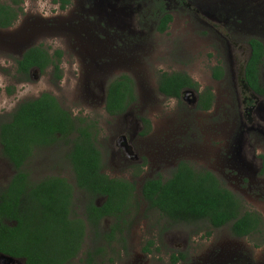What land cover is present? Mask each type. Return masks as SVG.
Returning <instances> with one entry per match:
<instances>
[{"label":"rangeland","instance_id":"1","mask_svg":"<svg viewBox=\"0 0 264 264\" xmlns=\"http://www.w3.org/2000/svg\"><path fill=\"white\" fill-rule=\"evenodd\" d=\"M98 1L100 9L111 7L106 0ZM24 6L27 12L18 22L20 26L27 17L48 20L58 17L60 23L72 17V14L57 10L53 0H25ZM129 6L127 2L123 5L122 26L113 25L121 28L119 32L123 31L122 35L119 34L124 35L123 42L119 43L112 38L114 31L107 30L104 20L107 9L92 11L89 20L84 21L79 30L66 29L62 25L54 30L40 27L25 31L30 40V43H24L25 46L44 45L51 53L63 52L61 80L54 77L52 69L44 74L33 72L27 79L18 74L17 57L12 54L18 48L11 49L12 43H6L15 27L9 31L0 30V123L7 121L22 102L50 93L75 118L86 119L87 124H92L99 132L97 147L103 158V172L112 178L132 181L133 174L139 170L135 167L142 162H126L123 153L117 151L121 148L116 142L125 136L122 128L126 126L134 128L135 133L137 117L142 116L152 123V134L140 140L144 146L137 149L147 166L135 180L138 187L136 209L111 241L107 236L115 225L113 218L100 222L99 237L88 229L83 249L71 264H173L171 256L180 254L186 259L177 264H219L221 256L264 264L263 237L235 238L229 226L216 230L207 222L173 223L158 210H148L139 186L147 178L167 180L175 164L184 159L197 170L214 171L227 187L245 199L248 210L257 211L264 218V174H261L260 165L264 140L262 133L256 131L258 128L255 130L260 125L264 131V111H259L255 124H244V129H254L251 142L258 141L254 154L252 151L248 157L256 156L258 160L255 181L263 183V192L248 188V176L231 170L224 162L231 139L241 124L240 116L245 115L244 97L247 95H243L239 72L250 55L249 41L252 38L264 41V0H191L188 6L179 5L174 9V21L164 35L156 31V18L147 16L144 20L137 17ZM74 7L78 8V5L74 4ZM217 14L220 22L214 19L215 16L218 18ZM84 29L88 35L78 37L79 43H71ZM135 31L138 34L134 38ZM90 65L93 71L88 74ZM218 66L225 71L220 81L212 77L213 69ZM163 72L185 73L198 83L200 90L210 88L215 95L212 109L199 111L183 97L180 100L162 97L158 92V79ZM123 73L135 80L139 98L129 110L128 117L115 120L102 106L94 105V98L87 94L86 85L88 80L95 79L91 78L93 75L110 82ZM260 73L264 83V64ZM262 103L263 100H258V105ZM261 106L264 110V104ZM134 142L138 145L136 136ZM191 143H196L195 148L190 147ZM154 148L168 155L158 158L153 154ZM70 150L71 144L65 142L37 148L25 171L33 183L50 176L65 178L74 187L73 217L84 218L89 197L75 185L67 159ZM149 159L154 164L149 163ZM14 174L15 170L3 157L0 145V192L8 187ZM94 252V256L89 255Z\"/></svg>","mask_w":264,"mask_h":264},{"label":"trees","instance_id":"2","mask_svg":"<svg viewBox=\"0 0 264 264\" xmlns=\"http://www.w3.org/2000/svg\"><path fill=\"white\" fill-rule=\"evenodd\" d=\"M19 17L14 7L0 4V29L11 27ZM171 20L172 17L166 16L160 30L165 31ZM249 45L252 52L246 64V81L254 91L264 95L259 83L264 44L253 38ZM61 58L62 52L57 51L51 58L42 46L34 47L18 62V72L28 78L33 68L43 73L53 66L55 76L61 80L58 65ZM221 77L222 69H218L215 78ZM195 86L182 74L164 75L159 82L160 92L176 99L181 98L183 89ZM136 101L135 84L130 77L123 76L109 85L106 110L110 115L126 113ZM212 101V92L206 90L200 101L203 109L209 110ZM8 118L0 123V145L15 174L0 192V255L25 260V264H71L83 249L88 229L101 236L99 225L104 218L115 221L107 236L113 240L127 224L128 214L136 209L138 188L134 181L112 179L103 173V158L97 147L99 132L95 127L84 118H75L50 93L22 102ZM59 142L71 144L67 159L75 185L89 197L84 218L73 217L74 187L65 178L50 176L33 183L25 171L35 149ZM140 192L148 210H158L173 223L207 222L214 229L229 226L238 238L263 231L264 221L259 213L247 211L212 173L196 172L184 163L170 180L144 181ZM99 199L103 201L97 202ZM179 260L173 257L174 263Z\"/></svg>","mask_w":264,"mask_h":264},{"label":"flooded vegetation","instance_id":"3","mask_svg":"<svg viewBox=\"0 0 264 264\" xmlns=\"http://www.w3.org/2000/svg\"><path fill=\"white\" fill-rule=\"evenodd\" d=\"M55 4H57V10L61 11V12H65V14H72V17L65 19L63 23L57 22V18L58 17H54L51 20L48 19H35V18H25L22 21L21 26L19 25V21L22 19L21 17L27 12L25 10V6H24V2L25 0H1L0 4H7L9 6L14 7L17 12L20 14V17L18 18V20L9 28L7 29H0V30H6L9 31L11 30V35L9 36V40L6 43H12L11 44V49H15L18 48L15 52H13L12 54H14L17 57V61L15 62L16 64V71L18 74H20L23 77H26L25 79H27V75L25 74H21L19 73V68H18V62L20 60L23 59V56L25 55V53L30 50L31 48L34 47H40L42 46L45 50H47V52L49 53V55L54 56L56 54L57 51L61 52L60 50H56L54 53H51L50 50L45 47L44 45H34V46H25L24 43H30V40L27 38L25 31L26 30H34L37 28H46V29H50V30H54L55 28H59L63 25L66 29L67 28H71L73 27V30L78 29L83 27V23L86 20H89V17L91 15V12L94 11L95 9L98 12H104V8L101 7V9L98 7L99 6V1L97 2V0H53ZM103 2L105 0H102ZM191 0H106V2H108V5H110L111 7H109L107 9V11L105 12V16L106 18L104 19L106 24H107V30H111L114 31L112 38H114V42L119 43V42H123L122 37L124 36H120L119 34H123V31L119 32V30H121V28L119 27H114L113 25H117L120 24L122 26L123 23V16H124V7L123 5L127 2L130 4V8L132 10L135 11V14L137 17H142L144 20L147 16H151L153 18H156L157 20V27H156V31L160 34H166L167 31L170 29L171 24L174 21V9H176L179 5H184V6H188L189 2ZM208 1H213V0H208ZM74 4L78 5L77 7H74ZM148 5H150L151 7H148ZM171 5H175V7L173 8ZM202 13L204 12L202 9H199ZM54 11V9H53ZM96 13V12H95ZM218 15V18L215 16L214 19H216L218 22H220L219 17L220 15ZM166 16H170L172 17V20L168 23V27L165 31H161L160 28L162 26V21L165 19ZM211 17V16H209ZM45 18V17H44ZM98 24H99V19L96 18ZM226 21V20H225ZM18 25V26H17ZM20 26V27H19ZM86 26V24H85ZM97 31H99L97 29ZM138 32L135 31L133 33L134 38L137 36ZM82 35H88V32L86 29L83 30V32L77 36H74V41H71V43H79L78 41V37L82 36ZM253 39V38H252ZM258 39V38H256ZM251 40V39H250ZM260 40V39H259ZM262 41V40H261ZM45 43V42H43ZM262 43L264 44V41H262ZM250 47V54L252 52V48ZM63 52H62V57H63ZM250 57V55H249ZM246 60L245 64L243 65L241 72H239L240 74V83H241V87L243 90V95H247L244 97V105H245V115H241V124L238 128V131L236 133L235 137H232L231 139V145L229 148H227V153L225 155L224 158V162L225 164L231 169V170H236L239 174L243 175L246 174L248 176V178H246V182L249 183V187L250 189H256V190H260L262 191V182H256L255 180L257 179V172H256V164L258 162V160L256 159V156H253V158L248 157L249 153L254 154L255 148L254 146L256 144H258V141L256 140L254 143L251 142L250 137L253 135V130L252 128L250 129H244L245 125L244 124H255L256 120H257V116L259 115V111H264L262 110L261 106L262 104H264V95H261L259 93H257L256 91H254L247 83L246 81V64L247 61ZM62 60V58H61ZM58 63V61H56ZM61 61L58 63L59 65V69L60 67ZM264 64V61H263ZM262 64V65H263ZM261 65V66H262ZM260 66V68H261ZM98 66H96L95 68H97ZM53 70L54 72V77L56 75V70L53 66L47 68V70H45V72H41L38 68L37 69H31L30 70V77L31 75H33V72H38L39 74H44L46 73L48 70ZM218 69H222V77L221 79H216L215 78V74L216 71ZM93 71V67L90 65L88 66V74H90ZM61 74V69L60 72ZM173 74H182L187 76L189 79H191L196 85L198 84L197 82H195L189 75L182 73V72H174V73H166L163 72L159 75V81H158V92L159 94L164 97L165 99H175V100H180L182 97L185 98L186 101H188V103L192 106L193 109L195 110H199V111H204V112H208L212 109L214 103H215V95L213 94V91L210 88H206L204 90H200V87L195 86V87H191V88H185L182 91L181 94V98L180 99H176V98H169L165 95H163L160 92L159 89V82L160 79L164 76V75H173ZM224 74L225 71L222 67H216L213 69L212 71V77L218 81L222 80L224 78ZM123 76H128L130 77L135 84V92L137 94V90H136V83L135 80L129 75V74H119L117 75L112 81L108 82L107 79H105L104 81L101 80L98 75L95 76L93 75L91 78H95V79H91L88 80L89 82L86 85V89L89 91H87V94L90 96H93L92 98H94V105L96 106H102L103 109H105V112L112 118H115V120H120V118H124V117H128L129 114V110H131L133 108L134 105H136L137 102H134L130 105V107L127 109L126 113L123 114H117V115H110L106 108H107V94H108V87L109 85L116 79H120ZM261 73L259 70V83L261 84L262 88L264 89V83L261 82ZM89 86V87H88ZM206 90H210L213 94V101L212 104L209 108V110H204L203 109V104H200L201 101V96L204 94V92ZM54 96V95H53ZM138 97V94H137ZM139 98V97H138ZM263 100V103L261 105H258V100ZM96 103V104H95ZM63 107V106H62ZM66 110V109H65ZM134 119V118H133ZM246 122H245V121ZM122 122V121H121ZM135 125L138 126L137 130L134 132V128L131 129V126H126L125 128H122L123 133L125 134V136H123L122 138H120V140H117V145L121 148L118 149L117 151L119 152V154L122 155L123 153V157H125V161L128 162L129 160L131 161V163L134 161L139 162L141 161V164H138L135 168H138V172L133 174V181L135 182V180H137L136 178H138L140 175H142L143 173V169L144 167H146V163H145V158H142L143 156L141 155V153L137 150L138 147H143L144 143L143 141H140L142 139H145L147 137H149L152 132H153V128H152V123L151 121H149V119L143 118L142 116L137 117L135 119ZM258 128V129H257ZM257 129V130H256ZM256 131L259 132V134L263 135L262 140H264V131H262L260 129V125H257V127L255 128ZM261 132V133H260ZM145 133V134H144ZM248 134V135H247ZM257 135V134H256ZM131 136V137H130ZM136 136V140H139V142H137L138 145H135L136 142H134ZM167 140V139H166ZM195 144L196 143H191L190 147H194L195 148ZM117 146V147H118ZM153 154L155 156H157L158 158H165L168 154L164 153L161 150H157V148L153 149ZM117 152V153H118ZM133 152L135 154H133ZM180 158V157H179ZM138 159V160H137ZM177 161V160H176ZM175 161V162H176ZM149 163H153L151 161V159H149ZM184 163L186 165H188L189 167H191L193 170H195L196 172H203V171H208L210 173H212L220 182V184L230 190L243 204V206L245 207V209L249 212H257V211H251L248 210L246 207V203H245V199L237 194L236 192H234L231 188L227 187L222 181L221 179L218 177V175L212 171V170H197L195 169L189 162L183 160H179L175 166H174V170L172 171L171 177L168 178L167 180H170L174 177L175 172L178 170L179 166ZM154 164V163H153ZM174 164V163H173ZM261 174H264V156L261 157ZM160 169H162L160 167ZM145 171V170H144ZM104 173V172H103ZM136 174H139L136 176ZM107 175V174H106ZM112 178V177H110ZM112 179H117V177H113ZM148 179H162L161 177H154V178H147L144 179L142 181V183H139V186L143 184L144 181L148 180ZM128 181L133 182L132 180L126 179ZM163 180V179H162ZM167 180H163V181H167ZM140 186V188H141ZM138 188V187H137ZM141 190V189H140ZM264 190V188H263ZM261 194V193H260ZM259 195V194H258ZM264 196V195H263ZM262 196V197H263ZM147 204V203H146ZM148 206V205H147ZM259 213V212H258ZM261 215V218L264 221V218L262 216L261 213H259ZM130 216V214H128V217ZM127 217V218H128ZM126 218V219H127ZM106 218H104L102 220L105 221ZM221 229V228H220ZM263 231L261 234L258 235H254L257 237H263L264 238V227L262 228ZM217 230V229H216ZM233 235V234H232ZM234 236V235H233ZM235 238H238L236 236H234ZM253 237V236H250ZM248 238V237H245ZM239 239H243V238H239ZM264 244V243H263ZM176 258H180L179 261H177L176 263L173 262V257ZM226 257L228 256H221L218 258V263L219 264H254V261H248V260H242V258L239 257V259H234L232 257L226 259ZM186 259L185 255L180 254V255H172L171 256V261L173 264H177L181 261H184ZM227 262V263H225Z\"/></svg>","mask_w":264,"mask_h":264},{"label":"water","instance_id":"4","mask_svg":"<svg viewBox=\"0 0 264 264\" xmlns=\"http://www.w3.org/2000/svg\"><path fill=\"white\" fill-rule=\"evenodd\" d=\"M1 264H25V260H16L4 255H0Z\"/></svg>","mask_w":264,"mask_h":264}]
</instances>
